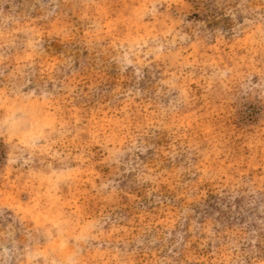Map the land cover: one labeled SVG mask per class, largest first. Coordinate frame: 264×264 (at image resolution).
<instances>
[{
	"label": "rangeland",
	"instance_id": "374dc122",
	"mask_svg": "<svg viewBox=\"0 0 264 264\" xmlns=\"http://www.w3.org/2000/svg\"><path fill=\"white\" fill-rule=\"evenodd\" d=\"M0 264H264V0H0Z\"/></svg>",
	"mask_w": 264,
	"mask_h": 264
}]
</instances>
